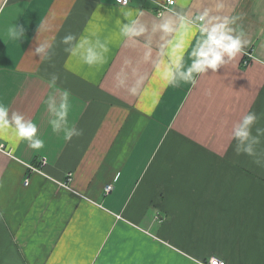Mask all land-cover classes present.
Returning <instances> with one entry per match:
<instances>
[{
  "label": "crops",
  "instance_id": "1",
  "mask_svg": "<svg viewBox=\"0 0 264 264\" xmlns=\"http://www.w3.org/2000/svg\"><path fill=\"white\" fill-rule=\"evenodd\" d=\"M165 1L0 0V103L45 141L33 150L0 135L12 153L0 152V264H264V137L254 156L236 155L232 138L250 111L253 135L264 128V0H174L162 11L238 16L250 42L247 65L241 53L195 87L165 86L174 45L183 43L188 64L199 38L178 19L172 34L153 31ZM127 11L144 13L147 32L134 40L119 34ZM14 24L24 30L16 41L7 36ZM67 34L107 41L105 63L65 52ZM44 41L50 59L34 54ZM52 75L57 96L70 93L69 124L83 130L71 140L48 123ZM40 158L42 172H30Z\"/></svg>",
  "mask_w": 264,
  "mask_h": 264
},
{
  "label": "clouds",
  "instance_id": "2",
  "mask_svg": "<svg viewBox=\"0 0 264 264\" xmlns=\"http://www.w3.org/2000/svg\"><path fill=\"white\" fill-rule=\"evenodd\" d=\"M223 7L224 5L219 3L217 10H221ZM143 15L142 11H137L135 14L132 11L123 12L127 23L117 21L120 36L128 40H134V38L144 35L147 28L139 21V17ZM177 19L183 34L198 33L199 38L191 46V51L187 53L191 61L188 64H185L183 58L184 53L187 51L183 43L174 45V48H179L181 51L176 59L164 69L165 86L178 87L183 82L195 87L198 75L208 73L209 69L216 72L237 55L243 53L250 43L244 31L236 27L238 16L212 15L211 10L208 8H205L203 12H198L192 19L185 15H179L174 19L172 16L161 13L158 20L162 22L159 24L154 23L153 31L159 30L165 35L172 34L176 31ZM44 29L45 25L41 23L37 31ZM23 34V28L16 24L9 26L7 29V36L13 41L20 40ZM74 41L75 43H73ZM137 41L135 40V42ZM61 43L71 45V47L65 48L64 51L72 55L79 54L82 62L88 66H98L105 63L109 52L108 42L101 41L99 38L95 40L89 38L77 39L74 34H67L62 38ZM50 47L51 42H40L35 48L34 54L39 55L40 59H50L44 55L46 49ZM57 80L58 77L52 75L49 83L54 91L44 101L50 117L48 123L53 133L62 132L65 140H71L74 136L83 135V130L69 124L70 93L64 90L59 92L57 96L56 93L59 91ZM258 120V114L250 111L234 125L232 138L237 142L234 149L236 155L239 156L242 153L247 156L255 155L254 145H260L261 138L264 137V128H256L255 135H253L252 129ZM38 133V125L34 121L26 119L20 112L10 111L7 105L0 103V135L9 136L17 143L27 141L29 148L40 150L45 147V141ZM254 163L260 165L259 160L254 161ZM217 264H220V262H217Z\"/></svg>",
  "mask_w": 264,
  "mask_h": 264
},
{
  "label": "built area",
  "instance_id": "3",
  "mask_svg": "<svg viewBox=\"0 0 264 264\" xmlns=\"http://www.w3.org/2000/svg\"><path fill=\"white\" fill-rule=\"evenodd\" d=\"M116 2L120 5H126L129 0H116ZM174 0H166L165 3H162L159 5V9L156 11L157 14H161L163 10L168 9L172 4H174ZM244 56L241 61L242 65H247L251 58V53L247 52L246 50L243 52ZM0 152L5 153L9 156H12L11 150L5 146L4 143H0ZM46 163L45 158H40L37 165H31L28 164L27 167L29 168L30 172H42V166ZM70 175V173H69ZM27 180V179H26ZM111 188L110 185L106 186V190L108 191ZM195 264H217V262H220V264H225V262L218 257L211 256L207 259H194Z\"/></svg>",
  "mask_w": 264,
  "mask_h": 264
},
{
  "label": "rangeland",
  "instance_id": "4",
  "mask_svg": "<svg viewBox=\"0 0 264 264\" xmlns=\"http://www.w3.org/2000/svg\"><path fill=\"white\" fill-rule=\"evenodd\" d=\"M244 178H245V180L247 181V179H248V181L250 180V178H246L245 176H244ZM248 188H251V187H249V185H245L244 186V190H246V189H248ZM252 205V203H251V200H249V202H248V206H251ZM249 208V207H248Z\"/></svg>",
  "mask_w": 264,
  "mask_h": 264
}]
</instances>
